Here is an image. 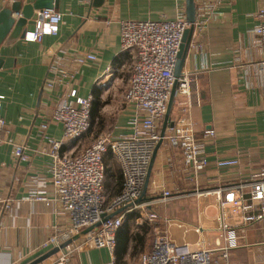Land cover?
I'll use <instances>...</instances> for the list:
<instances>
[{"label":"crops","instance_id":"obj_1","mask_svg":"<svg viewBox=\"0 0 264 264\" xmlns=\"http://www.w3.org/2000/svg\"><path fill=\"white\" fill-rule=\"evenodd\" d=\"M20 1L28 4L36 0ZM93 1L60 0L56 10L63 19L57 35L45 36L41 43L24 38L0 46V95L4 96L0 119L5 122L0 135L6 141L0 147V264L32 262L52 250L39 248L55 227L70 226L68 216L55 215L44 203L27 200L36 184L51 178L52 158L45 152L40 125L50 120L60 98L76 88L80 96L93 97L92 107L100 106L92 119L91 130L97 128V136L105 133L116 139L129 134L130 110L124 97L134 59L121 50L120 24L164 17L172 20L179 12L186 14L187 2L106 0L96 8ZM10 6V0H0V11ZM216 7L204 31L193 33L191 44L199 46H190L182 72L190 74V95L176 92L170 115L174 123L191 122L199 139L206 130L215 131L205 145L208 168L196 175L185 164L181 148L164 138L152 164L146 200L141 202L149 204L146 210L135 209L126 215L113 251L83 245L71 254L68 264H138L143 253L153 250L156 232L168 235L180 251L214 248L224 243V223L234 225L238 237V245L230 252V264H264V221L239 226L237 212L227 205L224 216L221 198L215 194L219 189L225 193L248 184L264 168V76L258 72L263 54L253 44L259 2L219 0ZM33 29L34 25H29L27 31ZM91 52L98 56V62L73 63L74 57ZM63 72L74 76L47 90L46 81L59 78ZM111 92L119 100L109 108L105 96ZM105 109H117L109 127ZM46 134L65 141L63 126L56 121L49 123ZM13 143L25 146L28 160H16ZM77 143L65 141L62 151L75 154ZM236 159L237 166H216L217 161ZM114 163L117 169H113ZM105 167L104 188L115 189L112 201L124 188L122 168L112 152L105 158ZM115 171L121 173V186ZM165 191L172 196L163 201ZM7 204L9 208L4 209ZM152 211L158 218L149 222L147 214ZM60 254L40 264H56Z\"/></svg>","mask_w":264,"mask_h":264},{"label":"built area","instance_id":"obj_2","mask_svg":"<svg viewBox=\"0 0 264 264\" xmlns=\"http://www.w3.org/2000/svg\"><path fill=\"white\" fill-rule=\"evenodd\" d=\"M18 0H10L11 4ZM258 25L254 29L253 44L261 48L262 60L259 62L258 72L264 76V0H258ZM196 22L195 30L201 32L215 16L219 0H195ZM34 29L26 33L25 39L30 42H42L45 36H55L60 31L63 15L56 9H43L38 12ZM121 50L132 54L134 59L133 74L124 100L130 110V129L127 135L113 139L110 135H102L82 152L65 154L62 149L65 141L80 142L92 129L91 110L93 97H82L78 89L70 88L59 100L53 110L50 120L40 125L41 134L46 141L45 152L52 158L50 165L51 178L36 184L27 200L41 202L52 209L55 215L69 217L70 226L57 228L42 243L40 250L60 247L69 239L75 240L60 249V256L56 264H68L69 257L83 245L91 248L116 247L117 234L123 226L125 217L135 209L146 210L149 204H135L142 196L149 167L156 146L161 139V128L172 89L175 83V66L185 31L189 23L184 12H179L175 19L122 21L121 22ZM190 46L197 48L199 44ZM87 61L98 62V56L87 53L76 56L73 63L77 66ZM56 72V69H54ZM57 75V74H55ZM73 74L63 72L59 78L48 79L46 88L52 91L65 77L73 78ZM190 74H182L179 79L177 92L190 95ZM0 95V114L2 99ZM56 121L63 126L65 141L48 136L46 131L49 123ZM5 122L0 119V132ZM215 136V131L206 130L203 138L195 136L191 122L180 120L167 128L165 139L172 145L181 148L185 164L199 175L209 166L206 154V140ZM9 143H12L8 140ZM6 141L0 135V147ZM16 160L26 161L28 155L25 146L14 144ZM108 152L120 163L122 168L124 188L123 192L108 201L104 193L105 157ZM239 160L217 161L218 168L234 167ZM227 193V196L224 194ZM215 191L221 198L223 215L225 206L230 205L238 214L239 226L261 223L264 221V168L258 176L252 178L248 184H239ZM169 191H165L163 201L171 198ZM133 204V206H129ZM9 208L8 204L4 209ZM3 209V208H2ZM107 221L103 215L115 213ZM149 222H154L158 215L148 212ZM100 223L92 230L90 227ZM224 243L214 248L189 247L180 251L168 235L157 232L154 238L153 250L143 253L138 264H230V252L238 245V237L234 225L224 223Z\"/></svg>","mask_w":264,"mask_h":264},{"label":"water","instance_id":"obj_3","mask_svg":"<svg viewBox=\"0 0 264 264\" xmlns=\"http://www.w3.org/2000/svg\"><path fill=\"white\" fill-rule=\"evenodd\" d=\"M106 0H94L93 6L96 8L102 7L105 4ZM60 5V0H36L34 3L23 4L20 0L16 1L11 4L8 8H3L0 11V46L4 43H14L19 39H24L26 33L28 32V26L34 25L35 20L39 17L38 12L43 9H58ZM14 14H19V17H14ZM186 19L189 23V28L184 33L182 44L180 46V50L177 57V63L175 66L174 76H175V83L172 89L171 98L168 104V109L164 117V122L161 129V139L157 144L155 152L153 154L150 169L148 171V175L146 178L145 186L142 192V196L135 201V204H140L143 200H146V193L148 182L150 178V172L152 168V164L156 155V151L158 147L164 140L165 133L167 128L172 127L174 122L171 120V110L174 102V98L179 87V79L182 76L183 68L185 65V61L189 52V48L191 45L193 33L195 31L194 23L196 22V3L195 0H187L186 2ZM3 60L0 59V69L2 68ZM129 206H133V204H129ZM122 212V209L109 215H103V221H107L108 219L116 216ZM100 226V223L96 224L93 227L88 228L87 230H92L95 227ZM75 238L69 239L68 241L64 242L60 247L53 248L46 254L40 256L39 258L33 260L28 264H40L44 262L49 257L53 256L54 254L58 253L60 249L65 248L67 245L72 243Z\"/></svg>","mask_w":264,"mask_h":264},{"label":"rangeland","instance_id":"obj_4","mask_svg":"<svg viewBox=\"0 0 264 264\" xmlns=\"http://www.w3.org/2000/svg\"><path fill=\"white\" fill-rule=\"evenodd\" d=\"M128 76H130V74H128ZM128 76H127V78H128ZM125 83V87H126V85H127V79H126V81L124 82ZM113 92V91H112ZM109 93V94H107L106 96H105V98H107V99H109V108H111V105L113 104V103H115L116 101H118L119 100V97H118V95H116V94H114V93ZM122 94H123V92H122ZM121 94V95H122ZM125 94V93H124ZM124 94H123V96H124ZM108 108V107H107ZM117 113V109H105L104 110V112H103V114L105 115V117L107 118V121H108V123H107V125H108V127H109V125H111V123H112V121H113V119H114V116H115V114ZM97 131H98V129L97 128H94L93 130H91L90 132H89V134H87L79 143H77V147H78V149L77 150H75V154H77V153H80L84 148H87L90 144H92L94 141H96L99 137H101L102 135H104L105 133H103V134H100V135H98L97 136ZM111 165V164H110ZM117 169L118 168V166H117V164H115L114 163V166H113V169ZM111 182L114 184V182H113V180L111 179ZM114 191H115V189H114V186L111 188V189H109V190H107V189H105L104 188V193H105V195H106V197H107V199H108V201L110 200V198L113 196V194H114ZM111 193V194H110ZM157 233V232H156ZM155 236H156V234H155Z\"/></svg>","mask_w":264,"mask_h":264},{"label":"trees","instance_id":"obj_5","mask_svg":"<svg viewBox=\"0 0 264 264\" xmlns=\"http://www.w3.org/2000/svg\"><path fill=\"white\" fill-rule=\"evenodd\" d=\"M94 101V100H93ZM93 104V103H92ZM99 108H100V106H98V104H96V105H94V107H92V110H91V120L92 119H94V117H95V114L96 115H98L99 114ZM93 122V121H92ZM100 127L102 126V124H103V121L101 120L100 121ZM93 125V124H92ZM109 153V152H108ZM107 153V154H108ZM107 156V155H106ZM106 158V157H105ZM107 161V160H106ZM106 164H107V162H106ZM110 171L108 170V173H109ZM116 172V175H117V185H119V186H121L122 185V176H121V173L120 172H118V171H115ZM110 176H114V173H112V175L110 174ZM108 187H109V185H107ZM122 228V227H121ZM121 228H120V230H121ZM120 230H119V232H120ZM119 232H118V234H119ZM118 234H117V237H118ZM116 242H117V239H116ZM117 245V244H116Z\"/></svg>","mask_w":264,"mask_h":264}]
</instances>
